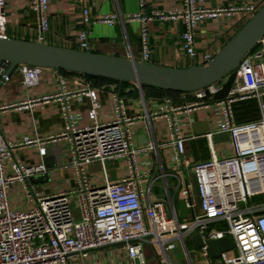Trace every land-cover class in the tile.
Here are the masks:
<instances>
[{
    "label": "built area",
    "instance_id": "2783aa9c",
    "mask_svg": "<svg viewBox=\"0 0 264 264\" xmlns=\"http://www.w3.org/2000/svg\"><path fill=\"white\" fill-rule=\"evenodd\" d=\"M30 2L31 9L38 15L43 41L50 29V0ZM144 6L145 0H140V7ZM184 6L181 13L155 12L150 17L138 13L126 20L117 14L93 18L84 7L83 29L78 37L80 48L83 52L90 51L89 37L94 26L138 21L142 26L139 61L150 64L148 21L153 18L162 22L183 21L182 48L195 61V33L204 21L231 18L238 13L253 18L259 11L252 6H198L196 0H184ZM5 8L6 0H0V37H6ZM213 58L210 54L205 55L204 65ZM10 67L8 61L0 63V80L4 84L11 81ZM15 70L22 75L23 84L31 88L39 84L43 68L21 65ZM236 73L235 83L225 101H204L206 90H200L194 92L198 103L175 105L170 98H164L154 100L151 112L137 107L131 114L113 89V115L111 119L103 120L99 116L101 103L92 82H87L85 75L76 74L78 78L73 82L76 89L70 90L67 77L59 72L58 92L37 102L57 100L61 103L64 121L61 133L46 140L26 136L17 142L0 137V264H72L74 256H87L112 247L122 249L131 264H147L144 242L166 255L167 250L176 247V242L205 232L204 241L230 237L236 243L235 255L231 254L233 250L223 253L214 264H264V202L250 204L255 197L264 196V118L239 125L234 123L232 111L236 101L264 95V39L243 58ZM223 83L220 81L207 88L209 93L219 92ZM131 85L143 94V87ZM81 96H87L91 101L87 125H82V116L74 113L71 107V100ZM211 106L215 109L217 122L215 130L206 136L211 143L214 135H228L231 155L219 158L211 147V158L190 168L189 179L190 173L184 170L187 138L179 121L187 112ZM11 107L14 106L2 107L0 111ZM160 118H165L168 123L170 141L156 144L136 139L133 128L139 119L150 124ZM49 144H60L68 152L67 163L61 168L75 171L78 188L49 195L32 194L28 190L27 203L33 207L27 210L11 208L9 192L14 185L27 183L30 178L50 171L43 163L26 165L17 153L38 147L44 158ZM160 151H168L170 170L166 174L163 169L162 178L167 180L168 175L178 178V172L184 170L185 183L181 185V191L187 207L196 210L197 198L201 199L199 211L189 220H179L170 195L165 200L155 193L158 179L149 157L153 153L159 157ZM6 161H11L9 173L6 172ZM109 162L125 164L128 175L118 182L110 181ZM95 163L103 174V185L88 182V168ZM193 177L197 180L199 195L194 193ZM220 224L224 225L220 229L211 228ZM207 249L204 244L198 252L209 258Z\"/></svg>",
    "mask_w": 264,
    "mask_h": 264
},
{
    "label": "crops",
    "instance_id": "0c3cea01",
    "mask_svg": "<svg viewBox=\"0 0 264 264\" xmlns=\"http://www.w3.org/2000/svg\"><path fill=\"white\" fill-rule=\"evenodd\" d=\"M198 6L210 8H228L252 6L258 10L264 7V0H196ZM87 7L93 18H101L113 14L121 15L125 20L128 17L142 13L150 17L155 12L181 13L184 10V0H145L144 8L140 7V0H50L48 16L50 29L44 35L43 41L39 30L38 15L31 9L30 0H6V32L7 38L34 43L43 42L46 45L83 51L80 48L78 37L83 29L82 12ZM251 20L245 13H238L231 18L221 17L218 20L204 21L196 30L195 46L197 58L194 61L182 48V34L185 31L183 21H158L153 18L146 24L149 43L152 51L151 63L153 65L188 69L193 66H203V57L210 54L215 57ZM141 23L121 21L114 26L97 25L92 27L89 37L91 49L89 52L116 56L124 59L133 58L139 61L141 54ZM59 71L43 69L39 84L27 88L23 84L22 75L14 70L10 76L11 81L5 83L0 89V108L14 106L0 111V137L6 141L17 142L23 137H40L44 140L56 136L64 128L61 114V103L57 100L37 102V100L58 92ZM65 75V74H64ZM69 82V89L75 90L73 83L78 77L76 74L65 75ZM87 82L90 81L84 78ZM1 82V80H0ZM92 82L101 103L99 116L103 120L112 118L114 102L113 89L119 93L128 111L134 114L137 107L153 109L154 100L170 98L175 105H190L198 103L195 93H176L169 97L156 98L154 90L141 91L130 87L125 94H120L121 86L118 83ZM200 103H202L200 101ZM211 103H213L211 101ZM17 105V106H15ZM74 113L83 118L82 125L89 124V111L91 101L87 96L71 100ZM233 120L235 124H247L264 118V95L261 98H248L236 101L232 105ZM139 117V115H135ZM217 118L214 107H198L184 114L180 121L182 133L186 141V163L184 170L190 173L194 165L208 161L211 158V147L217 157L223 158L231 155L232 145L230 137L226 134L213 136L211 143L205 134H195L192 126L203 123L198 127V133L206 128L208 123L210 132L216 128ZM151 124V125H150ZM139 119L133 131L136 139L152 141L162 144L170 141L171 131L165 118L151 123ZM48 154L42 158L38 147L21 150L17 156L26 165L44 164L47 158H53L56 166L50 169L51 181L47 184L33 185L31 183L16 184L10 192V206L13 209L27 210L33 205L27 203V191L32 194L49 195L55 191H69L78 188L75 171L62 169L67 159V151L60 144L47 145ZM168 151H160L159 157L153 153L149 158L153 163V173L157 177L155 193L159 199H168L170 195L174 205L176 197L184 199L181 187L185 183L184 170L178 172V178L169 176L163 179V169L166 174L170 172L167 162ZM109 179L118 182L128 175L125 164L119 166L109 162ZM11 161H6V172H10ZM186 174V176H187ZM191 174V173H190ZM189 174V175H190ZM188 175V176H189ZM88 182L91 185H103L104 178L97 163L88 168ZM172 180L173 183H171ZM174 184V185H172ZM182 185V186H181ZM174 192V193H173ZM195 193V192H194ZM193 237V236H192ZM192 237L184 242H176L173 250H167L166 255L155 249L148 242L143 243L145 261L147 264H214L195 249ZM72 264H131L125 252L119 247L101 250L87 256H74Z\"/></svg>",
    "mask_w": 264,
    "mask_h": 264
},
{
    "label": "water",
    "instance_id": "95a60500",
    "mask_svg": "<svg viewBox=\"0 0 264 264\" xmlns=\"http://www.w3.org/2000/svg\"><path fill=\"white\" fill-rule=\"evenodd\" d=\"M264 39V7L237 33V35L210 61L203 66H193L188 69H174L136 61L133 58L124 59L100 53L83 52L80 50L54 47L41 43L21 41L0 37V63L8 61L11 64L9 74L21 65L35 66L43 69H55L73 74L87 75L97 78L136 84L141 88L150 86L170 92L194 93L206 90L204 101H225L236 80V70L243 58ZM224 81L219 92L211 95L207 88ZM4 82H0V89ZM203 123H195L192 128L195 134H209L210 128L198 133V127ZM48 169H53L56 162L47 158L44 162ZM51 181L49 173L30 178L33 185L47 184ZM194 190L199 195V187L193 177ZM201 199L197 198L196 210L189 209L184 199L178 201V217L180 221L189 220L199 211ZM177 206V205H175ZM207 232L197 233L192 237L195 249L206 244L211 261L221 257L223 253L235 249L236 243L230 237L218 240H205Z\"/></svg>",
    "mask_w": 264,
    "mask_h": 264
},
{
    "label": "trees",
    "instance_id": "16d2710c",
    "mask_svg": "<svg viewBox=\"0 0 264 264\" xmlns=\"http://www.w3.org/2000/svg\"><path fill=\"white\" fill-rule=\"evenodd\" d=\"M60 73H63V74H73V73H69V72H65V71H59ZM85 77L90 80V81H93V82H96V83H99V82H103V83H118L121 88H120V94H125L126 91L132 86L130 83H126V82H117V81H114V80H109V79H103V78H97V77H92V76H87L85 75ZM154 90L156 91L158 97L156 98H163V97H169L171 96L172 94H176V93H181V92H170V91H164V90H161V89H157V88H154V87H150V86H143V91H146V90ZM212 100H209L208 102H211ZM213 102V101H212Z\"/></svg>",
    "mask_w": 264,
    "mask_h": 264
},
{
    "label": "rangeland",
    "instance_id": "374dc122",
    "mask_svg": "<svg viewBox=\"0 0 264 264\" xmlns=\"http://www.w3.org/2000/svg\"><path fill=\"white\" fill-rule=\"evenodd\" d=\"M182 46H183V43H182ZM68 150V149H67ZM67 163V159H66V161H65V164ZM122 163H120V162H116L114 165H117V166H119V165H121ZM107 167L108 168H111L112 169V167L110 166V164H107ZM189 177V179L191 178V174H190V176H188ZM169 181H171V183H173V181L170 179ZM172 185H174V184H172ZM174 193V192H173ZM175 199V203H176V207H177V209H178V201H179V198L178 197H176V198H174ZM261 202H264V196H262V197H255L254 199H252L251 200V202H250V204L251 205H255V204H257V203H261ZM224 225L223 224H220V225H214V226H212L211 228L212 229H220L221 227H223ZM237 253V251H236V249L235 250H233L232 251V255H235Z\"/></svg>",
    "mask_w": 264,
    "mask_h": 264
}]
</instances>
